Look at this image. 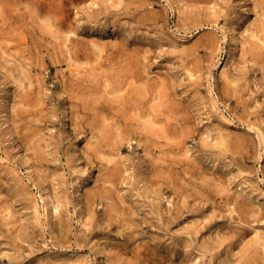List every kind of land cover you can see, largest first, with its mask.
I'll list each match as a JSON object with an SVG mask.
<instances>
[{
	"label": "rangeland",
	"instance_id": "rangeland-1",
	"mask_svg": "<svg viewBox=\"0 0 264 264\" xmlns=\"http://www.w3.org/2000/svg\"><path fill=\"white\" fill-rule=\"evenodd\" d=\"M8 1L15 10L0 15V42L14 55L0 48V264H264V59L247 52L241 34L264 8L161 0L148 6L169 12L157 24L138 21L148 9L139 0ZM207 33L218 41L213 52L200 41ZM62 35L127 41L129 50L151 40L146 107L158 104L162 120L187 136L100 145L93 105L70 101L66 86L79 74ZM118 58L110 72L119 73ZM73 59L85 74L91 63L82 52ZM99 84L113 101L126 90L106 71Z\"/></svg>",
	"mask_w": 264,
	"mask_h": 264
},
{
	"label": "bare ground",
	"instance_id": "bare-ground-1",
	"mask_svg": "<svg viewBox=\"0 0 264 264\" xmlns=\"http://www.w3.org/2000/svg\"><path fill=\"white\" fill-rule=\"evenodd\" d=\"M122 1L123 0H119V3H122ZM155 2H161V0H152V1L139 0V4H140L139 8H146L150 4H155ZM256 4H257L256 8H259V9L264 8V0H256ZM14 10H15V8L12 7V5L9 3L8 0H0V15L3 16L4 21H6L5 19H8L11 17V15H13L12 12ZM168 13H169L168 11H166L165 13H162L159 10H155L154 7H151V8L148 7V9L144 10V12H142V15L139 16L140 20L138 19V21L139 22L141 21L140 23L148 21L151 23L156 22L158 24V22L161 19H165V22L166 21L168 22V19H169ZM189 19H192V17ZM165 22L160 25V27L163 29H164V26L166 25ZM49 24H51L50 21H48L47 25H49ZM197 24H199V23H197ZM163 29H162V31H163ZM70 30L73 31V29H70ZM238 30H240V28ZM21 34L23 37H26L25 34L20 33V35ZM241 34H243V41L249 45L248 46L249 49L247 52L250 53L252 57H258V58L264 59V11H262V14L258 13L257 19L255 20L253 27L244 29ZM149 41L151 42V40H149ZM149 41L146 40L147 46L144 45L146 42L145 43L141 42V43H139V45L136 48H134L133 50H129V49H126L128 46L127 41L126 42L117 41L114 44H110V43H99V42H96L94 40L92 42H90V41L89 42H80V41L75 40L74 38L70 37L69 35H64V36L62 35V37H61L60 48L62 49L63 54L66 55V58L69 57V60L71 59L70 65H74V64L76 65V66L74 65L75 70L77 71L76 75L79 74L76 78L73 77L72 82L70 84H67V86H66L67 88L69 87L70 101L73 103L74 107H79V105L81 104V107L83 109H86L88 107L87 104L93 105L92 107L91 106L90 107H91V109H93V112H95V118H94L93 124H94V126H97L96 127L97 129L98 128L100 129V135H101L100 136V142H99L100 145H104V144L111 145V144H113V145H115L113 147H117V145H118V147L120 148L121 145L124 144L123 142L125 141V139L132 138V136L143 135L147 139H149V140L151 139L150 141L159 142L160 137L155 138L154 135L159 134L162 137L173 138L174 140L177 138V140H178L180 135L185 134V132L183 133L181 131V129L173 126V123L171 121H167L169 119L168 116L171 117V114L167 115V117H166L167 122H165L164 119L162 120L161 115H163V111L165 113H167V112H166V110H163V111L160 110V106L158 104H153V105L151 104V106L146 107V106H148L146 104L147 103L149 104V101H151L150 95H152L154 93V83L151 80V76H150V71H151L152 66L150 67V65H149V57H151L149 52L151 53L152 51H155L156 48L154 46H152L151 44H149L148 43ZM200 41L202 43L205 42L206 45L208 46V48H210L212 52L215 51L216 48L218 47L217 46L218 41L214 35H209L207 33L205 35L204 39L200 40ZM8 43L9 42H2V43L0 42V48L2 50L1 52L7 53L10 56H13L14 54L12 52H9L11 47L9 46ZM90 43H91V45H90ZM157 46H158V44H157ZM159 46H162V45H159ZM72 49H73V51H71ZM186 49H188V48H186ZM195 49H196V46L192 47L190 50L195 51ZM81 50H83V51H81ZM185 51L187 52V50H185ZM191 51H189V52H191ZM81 52L83 53V55L87 59V62L91 63L89 65V69H87L85 71V74L81 73L83 70V65H80V63H76L75 59H73V56H75V58L77 59ZM244 52L246 53V49H244ZM245 53L243 54L244 56L246 55ZM243 55H242V57H243ZM117 57H119L117 59V62L119 63V65L121 67L120 71H119V73L110 72L111 69L109 68L108 64H111V62L113 60H115ZM201 68L202 67H201V64L199 62L194 64V69L200 71ZM105 71L108 72V74H110V77H111L112 81L114 82L115 88H122V87L126 88L125 92L118 97V100L113 101V99L110 96H108V89L107 88L104 89V91L99 95V92L101 91V86L99 84L100 76H101V74H104ZM80 73H81V75H80ZM29 79H30L29 87L32 88V86L34 85V80H33V78H30V77H29ZM85 82H88V84H86ZM137 82H140V83L137 84ZM230 84L225 86L226 87L225 89L229 92V94H230V91L233 90V88L231 86L232 84L231 85ZM88 85H90L91 89L89 91H85L84 87L86 88ZM32 90L34 91L33 88H32ZM159 94L161 97V93H159ZM89 100L91 102H89ZM86 101H88V102H86ZM33 103L38 104L39 103L38 99L35 100L34 102L29 101L30 105H33ZM164 106H165V104H164ZM90 107L87 109H90ZM107 108L110 109L109 111L112 112L111 113L112 115H108V114L104 113V111H106ZM22 113H17V115L20 116V115H22ZM85 114L89 118L91 112H86ZM145 116H147V118ZM143 117L145 118L142 122L143 126L136 124V122L140 121ZM107 118H110L111 120L108 122ZM163 121H164V123H162ZM75 123H76V125L79 124V126H80L79 129L80 128L83 129L82 128L83 123L81 122V120L78 119L77 116L75 117ZM115 128L116 129L120 128V131L118 133H116ZM178 129L180 131H178ZM168 131H170L171 133H167ZM179 132H180V134H179ZM185 135L187 136V133ZM140 138H142V136H140ZM181 139H183V136ZM149 140H147V141H149ZM169 141H171V140L169 139ZM182 141H185V140H181V142ZM171 142L175 143L174 141H171ZM239 142H240V139H239ZM172 143H171V145H173ZM234 143H237V141ZM237 145H238V143H237ZM97 149H98V147H97ZM228 149H227V151H228ZM224 150H226V149H224ZM39 151L40 150H38L36 155H37V158H39L40 161H42V158H41L42 155ZM110 161H111V159H110ZM190 165H192V164H190ZM189 171H191V170H188V172H187L188 174H189ZM194 172H195L194 170L191 172L192 176H193ZM112 176L113 175H111V177ZM112 178H110V179H112ZM114 179H112V180H114ZM206 181H208V179H206L204 182H206ZM212 182H211V184H212ZM114 183H115V181H114ZM218 183H215V184L213 183V187H216L218 190L224 191V192L228 190L222 184H218ZM211 184H209V185H211ZM204 187H205V185H204ZM109 190H111V188ZM87 200H89V199H87ZM249 212H247V213H249Z\"/></svg>",
	"mask_w": 264,
	"mask_h": 264
}]
</instances>
